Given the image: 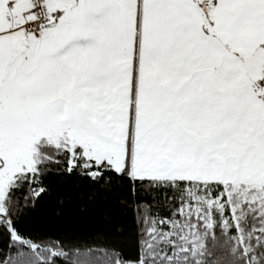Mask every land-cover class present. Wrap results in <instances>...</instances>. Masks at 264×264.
<instances>
[{"label": "snow or ice", "instance_id": "1", "mask_svg": "<svg viewBox=\"0 0 264 264\" xmlns=\"http://www.w3.org/2000/svg\"><path fill=\"white\" fill-rule=\"evenodd\" d=\"M0 264H264V0H0Z\"/></svg>", "mask_w": 264, "mask_h": 264}, {"label": "trees", "instance_id": "2", "mask_svg": "<svg viewBox=\"0 0 264 264\" xmlns=\"http://www.w3.org/2000/svg\"><path fill=\"white\" fill-rule=\"evenodd\" d=\"M40 223L42 226L36 235L45 239L55 237L68 230L65 221L55 215L54 204H48L42 209Z\"/></svg>", "mask_w": 264, "mask_h": 264}]
</instances>
